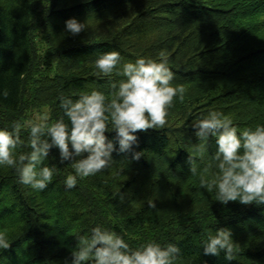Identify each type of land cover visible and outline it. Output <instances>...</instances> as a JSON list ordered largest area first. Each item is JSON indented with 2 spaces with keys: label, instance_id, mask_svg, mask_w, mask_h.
Instances as JSON below:
<instances>
[{
  "label": "trees",
  "instance_id": "obj_1",
  "mask_svg": "<svg viewBox=\"0 0 264 264\" xmlns=\"http://www.w3.org/2000/svg\"><path fill=\"white\" fill-rule=\"evenodd\" d=\"M73 17L87 30L68 33ZM113 50L122 63L163 51L173 83L186 88L184 101L174 100L164 129L138 131L131 151L117 150L110 168L75 188L64 186L71 161L61 163L58 148L45 163L59 170L43 192L0 168V232L10 242L0 264H70L78 236L97 225L126 234L134 248L150 240L177 244V264H264V205L215 201L191 176L187 151L200 142L194 119L209 110L240 129L264 124V0H0V127L44 108L55 121L62 95L75 100L95 89L111 97L110 83L123 77L97 75L94 61ZM105 135L116 139L115 131ZM215 149L210 136L206 162ZM135 152L144 155L136 160ZM219 228H230L239 243L235 260L204 254L206 233Z\"/></svg>",
  "mask_w": 264,
  "mask_h": 264
},
{
  "label": "clouds",
  "instance_id": "obj_2",
  "mask_svg": "<svg viewBox=\"0 0 264 264\" xmlns=\"http://www.w3.org/2000/svg\"><path fill=\"white\" fill-rule=\"evenodd\" d=\"M87 28L86 22L75 17L65 22V30L72 35ZM94 67L101 77L110 78L113 73L123 77L110 83L114 90L111 97L95 89L81 91L75 100L62 95L59 99L63 115L55 121L43 111L27 121L0 127V168L14 169L21 184L43 192L59 170L45 163L50 151L58 148L61 163L71 161L64 186L75 188L79 180L110 168L117 150L131 151L138 144V131L164 129L174 100L185 99L186 88L173 83L175 73L163 51L156 59L140 57L125 63L119 51L104 52L94 61ZM3 95L7 96V92ZM192 126L200 142L191 146V152L186 149L190 153L191 176L199 177V187L223 205H264V124L240 129L223 112L209 110L195 118ZM24 131L28 133L27 141L22 139ZM110 131L116 132L115 141L105 135ZM210 136L215 138L216 149L206 162ZM21 147L30 151L21 152ZM142 155L135 152L133 159L139 160ZM147 205L156 208L155 200H149ZM125 235L103 225L93 227L90 233L78 236L70 264H177L181 256L177 244L150 240L134 248ZM238 245L230 228L210 230L202 241L205 255L223 253L228 261L239 255ZM9 247L7 234L0 232V250Z\"/></svg>",
  "mask_w": 264,
  "mask_h": 264
},
{
  "label": "rangeland",
  "instance_id": "obj_3",
  "mask_svg": "<svg viewBox=\"0 0 264 264\" xmlns=\"http://www.w3.org/2000/svg\"><path fill=\"white\" fill-rule=\"evenodd\" d=\"M43 42H44V40H43V35L41 34V35L39 36V38H38V49H39V52H40L41 54H44L45 51H46V46L43 44ZM43 111H47V112L50 114V109H49V108H44V109H40V110H36V111H34V112H31V113H30V118H29V119H32L36 113H41V112H43ZM50 117H51V116H50ZM125 180H126V179H125ZM125 180H124V181H125ZM124 181H123V183H124ZM123 183H122V184H123Z\"/></svg>",
  "mask_w": 264,
  "mask_h": 264
}]
</instances>
